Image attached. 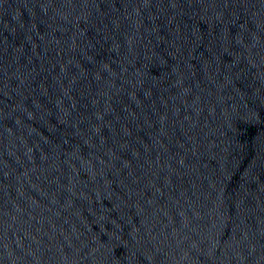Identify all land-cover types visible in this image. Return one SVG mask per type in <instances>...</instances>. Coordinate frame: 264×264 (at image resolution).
Listing matches in <instances>:
<instances>
[{
	"label": "water",
	"instance_id": "95a60500",
	"mask_svg": "<svg viewBox=\"0 0 264 264\" xmlns=\"http://www.w3.org/2000/svg\"><path fill=\"white\" fill-rule=\"evenodd\" d=\"M264 183V0H0V264H196Z\"/></svg>",
	"mask_w": 264,
	"mask_h": 264
}]
</instances>
